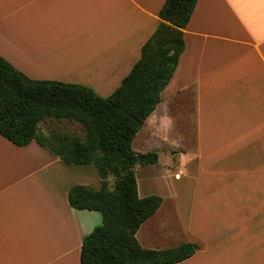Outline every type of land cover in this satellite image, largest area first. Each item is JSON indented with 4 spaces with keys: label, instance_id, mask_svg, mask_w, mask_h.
Returning <instances> with one entry per match:
<instances>
[{
    "label": "crops",
    "instance_id": "crops-1",
    "mask_svg": "<svg viewBox=\"0 0 264 264\" xmlns=\"http://www.w3.org/2000/svg\"><path fill=\"white\" fill-rule=\"evenodd\" d=\"M164 1L0 0V57L31 80L104 97L140 58ZM10 34L13 51L2 46ZM182 37L177 67L132 142L157 154L150 175L159 151L181 166L180 186L135 238L152 250L199 246L175 264H264V0H196ZM47 120L44 135L60 132H44ZM74 185L100 187L93 165L0 135V264H80L82 240L102 217L69 205Z\"/></svg>",
    "mask_w": 264,
    "mask_h": 264
},
{
    "label": "trees",
    "instance_id": "trees-1",
    "mask_svg": "<svg viewBox=\"0 0 264 264\" xmlns=\"http://www.w3.org/2000/svg\"><path fill=\"white\" fill-rule=\"evenodd\" d=\"M196 0H165L160 22L143 44L140 58L107 97L80 84L31 80L0 57V135L16 146L37 142L65 164H90L100 187L72 186L69 205L97 211L102 223L85 236L80 264H175L191 257L195 243L152 250L135 234L159 209L157 195L138 196L135 167L157 162L155 152L136 153L132 142L160 102L184 50L182 29ZM66 119L81 126L82 135L53 131L38 124ZM112 185H109V178Z\"/></svg>",
    "mask_w": 264,
    "mask_h": 264
},
{
    "label": "rangeland",
    "instance_id": "rangeland-1",
    "mask_svg": "<svg viewBox=\"0 0 264 264\" xmlns=\"http://www.w3.org/2000/svg\"><path fill=\"white\" fill-rule=\"evenodd\" d=\"M18 43V36L17 35H12L8 38H3V43L2 46L10 47L11 50H14V46H16ZM8 53V52H7ZM10 56H13L14 53H8ZM17 70V69H16ZM110 93L106 94L104 93V97L109 96ZM60 121L57 125L54 124L53 121ZM62 121V122H61ZM66 119H61V120H47L42 124L41 129L49 133L50 130H59L60 132L64 134H75V135H80L81 132L77 128L78 126H74L72 124H65ZM65 129V130H64ZM45 133V134H46ZM134 150L136 151V148L138 149V142L134 140L133 143ZM140 152V151H139ZM158 155L160 156V161L159 165L156 170L154 171L155 174L150 175V171L152 168H149L148 166H137L135 169L136 172V178H137V184L140 187V192L141 194H146L147 196L149 195H157L160 196V198L165 199V207L166 209L171 208L172 200H171V194L173 193L174 189H177L178 186H180L179 181L174 180V172H179L181 171L182 167L181 166H175L173 167L171 164H169L168 156H165L162 154L160 151L157 152ZM165 166V167H162ZM158 172H160L158 174ZM157 175V176H155ZM113 180H111V183ZM166 216L171 217L173 214L170 211H167L165 213Z\"/></svg>",
    "mask_w": 264,
    "mask_h": 264
},
{
    "label": "built area",
    "instance_id": "built-area-1",
    "mask_svg": "<svg viewBox=\"0 0 264 264\" xmlns=\"http://www.w3.org/2000/svg\"><path fill=\"white\" fill-rule=\"evenodd\" d=\"M179 175H180V173H176V174L174 175V177H175V178H178Z\"/></svg>",
    "mask_w": 264,
    "mask_h": 264
}]
</instances>
